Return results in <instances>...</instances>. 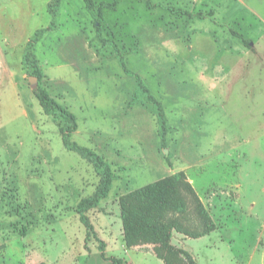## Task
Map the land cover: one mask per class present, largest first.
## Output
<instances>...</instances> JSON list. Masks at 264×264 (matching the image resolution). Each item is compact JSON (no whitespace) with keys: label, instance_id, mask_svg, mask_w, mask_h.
Returning <instances> with one entry per match:
<instances>
[{"label":"rangeland","instance_id":"obj_1","mask_svg":"<svg viewBox=\"0 0 264 264\" xmlns=\"http://www.w3.org/2000/svg\"><path fill=\"white\" fill-rule=\"evenodd\" d=\"M49 2L0 0V264H264V0H151L192 17L120 0L105 44L84 0H62L35 51L44 83L76 115L73 141L117 176L90 240L77 210L100 177L65 148L23 64ZM132 74L164 105L167 149L152 106L132 104ZM179 173L193 192L171 186ZM144 190L173 228L165 244L128 243Z\"/></svg>","mask_w":264,"mask_h":264},{"label":"trees","instance_id":"obj_2","mask_svg":"<svg viewBox=\"0 0 264 264\" xmlns=\"http://www.w3.org/2000/svg\"><path fill=\"white\" fill-rule=\"evenodd\" d=\"M119 1L120 0H114L113 2H98L96 0H84L86 10L92 16L96 25L97 36L104 44L109 43V40H105L103 37L105 12L108 10H115ZM146 1L152 8L167 9L177 15H185L190 17L193 16L192 13L186 10L166 6L161 3L153 5L151 0ZM61 6L62 0H50L48 4V12L52 16L53 21L48 28L37 30L36 33L31 37L25 48L23 64L29 77L36 79L37 89L35 95L40 103L41 108L43 109V112L47 116L52 117L54 121L59 123L65 148L78 154L82 159L89 162L100 177V183L95 193L91 197L83 199L79 203L77 210L80 216V221L86 228L87 240H90L91 237L96 235V230L90 220V217L88 216V213L92 209L99 207L102 201L108 198L110 192L113 189V184L117 176L112 170L110 163H108L104 157L99 155L94 150L81 146L77 142L73 141V136L79 128L77 117L73 112L60 104L51 96L44 83L45 74L39 64V60L35 51L37 45L46 36V34L57 27L56 19L61 10ZM127 72L131 74L129 70H127ZM133 76L136 78L138 86L134 93L132 104L144 102L152 106L159 123V135L162 145L165 149H167L168 127L164 105L152 94L145 81L139 75L134 74ZM170 182L171 186L175 190L186 188L187 190L193 192L190 183L187 181V178L183 173L173 176L170 179ZM146 191L147 190H144L141 193ZM141 193L136 197L138 205L134 204V217H129L126 219L129 229L128 243L129 245H132V241L140 238L150 243L165 244L172 239L173 228L165 222L163 209L160 206V200L156 195L151 193ZM202 213L206 215L204 210H202ZM114 262L116 264H123V262L119 259H114Z\"/></svg>","mask_w":264,"mask_h":264},{"label":"water","instance_id":"obj_3","mask_svg":"<svg viewBox=\"0 0 264 264\" xmlns=\"http://www.w3.org/2000/svg\"><path fill=\"white\" fill-rule=\"evenodd\" d=\"M31 80L34 81V82H36V79H34V78H31Z\"/></svg>","mask_w":264,"mask_h":264},{"label":"crops","instance_id":"obj_4","mask_svg":"<svg viewBox=\"0 0 264 264\" xmlns=\"http://www.w3.org/2000/svg\"><path fill=\"white\" fill-rule=\"evenodd\" d=\"M162 264V263H161Z\"/></svg>","mask_w":264,"mask_h":264}]
</instances>
